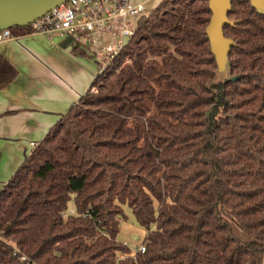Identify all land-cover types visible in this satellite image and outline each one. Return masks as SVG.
<instances>
[{"label":"trees","instance_id":"trees-1","mask_svg":"<svg viewBox=\"0 0 264 264\" xmlns=\"http://www.w3.org/2000/svg\"><path fill=\"white\" fill-rule=\"evenodd\" d=\"M211 18L162 0L139 19L1 190L0 264H264V14L232 3L225 73ZM17 75L0 56V91ZM126 212L144 253L119 240Z\"/></svg>","mask_w":264,"mask_h":264},{"label":"crops","instance_id":"crops-1","mask_svg":"<svg viewBox=\"0 0 264 264\" xmlns=\"http://www.w3.org/2000/svg\"><path fill=\"white\" fill-rule=\"evenodd\" d=\"M131 1L151 12L162 0ZM0 56L18 72L14 82L0 91L1 192L33 152V144H39L87 93L97 68L85 46L58 34L15 36L0 44Z\"/></svg>","mask_w":264,"mask_h":264},{"label":"built area","instance_id":"built-area-1","mask_svg":"<svg viewBox=\"0 0 264 264\" xmlns=\"http://www.w3.org/2000/svg\"><path fill=\"white\" fill-rule=\"evenodd\" d=\"M146 14L144 4L131 0H69L29 24V35L71 37L87 48L100 75L120 55ZM14 38L12 30L0 31V44ZM139 251L146 248L141 245Z\"/></svg>","mask_w":264,"mask_h":264},{"label":"water","instance_id":"water-1","mask_svg":"<svg viewBox=\"0 0 264 264\" xmlns=\"http://www.w3.org/2000/svg\"><path fill=\"white\" fill-rule=\"evenodd\" d=\"M69 0H0V31L13 27H26L42 18L54 8ZM212 12L211 22L207 28V36L211 43V51L216 58L220 73H225L229 66V55L235 42L226 38L224 27L231 25L229 14L232 3L250 2L259 13L264 14V0H208ZM13 22L7 27L2 25Z\"/></svg>","mask_w":264,"mask_h":264},{"label":"rangeland","instance_id":"rangeland-1","mask_svg":"<svg viewBox=\"0 0 264 264\" xmlns=\"http://www.w3.org/2000/svg\"><path fill=\"white\" fill-rule=\"evenodd\" d=\"M147 13H149L147 11ZM14 24L13 22H8L4 25H2L1 27H7L8 25H12ZM96 65V63H95ZM97 68V65H96ZM68 213H73L75 214V205H74V201H71L69 204V210ZM127 216H128V220L127 222L124 224V226H122V230L121 233L119 235V240L123 241L125 240V242H127L126 244H129V242L131 243V248L134 250H136L138 247H140L141 243L143 242L145 236L143 235L144 233L146 234L145 230L142 229L141 227L137 226L134 222V216L130 213V212H126Z\"/></svg>","mask_w":264,"mask_h":264}]
</instances>
